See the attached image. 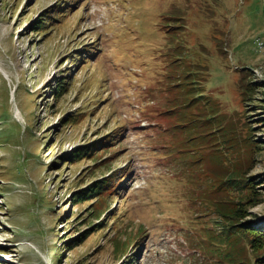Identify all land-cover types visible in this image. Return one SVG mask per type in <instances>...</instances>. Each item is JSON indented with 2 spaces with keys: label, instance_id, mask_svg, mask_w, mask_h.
I'll list each match as a JSON object with an SVG mask.
<instances>
[{
  "label": "rangeland",
  "instance_id": "1",
  "mask_svg": "<svg viewBox=\"0 0 264 264\" xmlns=\"http://www.w3.org/2000/svg\"><path fill=\"white\" fill-rule=\"evenodd\" d=\"M263 27L264 0H0V264H213L192 195L226 167L163 111L200 59L237 142L263 146L244 218L264 228ZM112 176L97 218L76 194Z\"/></svg>",
  "mask_w": 264,
  "mask_h": 264
},
{
  "label": "trees",
  "instance_id": "2",
  "mask_svg": "<svg viewBox=\"0 0 264 264\" xmlns=\"http://www.w3.org/2000/svg\"><path fill=\"white\" fill-rule=\"evenodd\" d=\"M43 22L45 17H41L36 24L38 29ZM201 61L195 60L173 84L183 100L180 101L178 97L179 102L175 99L176 103L163 110L172 117H177V114L172 113L179 111L181 117L176 122L184 124L192 131L186 140L191 142L194 153H211V157H215L221 166L226 167V172L218 174L209 173L210 170L204 168L206 177L211 176L208 180L209 187L197 186V192L192 195L195 198L202 196L203 202L198 206L209 208L213 212V225H206L208 232H205V241L200 247L210 250L213 264H264V228L254 224L252 219L244 218L248 206L262 200L261 191L256 188L255 180L248 172L254 154L263 146L250 133L242 137V143L237 142L232 121H227L220 115L212 92H207L202 87ZM202 138L206 140L202 141ZM95 148L92 146L91 149ZM87 149L83 152H87ZM113 184V176L94 181L89 187L78 190L76 198L88 200L95 197L89 214H95L99 218L105 213L107 217L113 212L111 209L108 211L107 207ZM205 188L208 190L204 191ZM103 223V219L97 221L92 230L102 228ZM113 245L116 252L126 246L124 239L115 240Z\"/></svg>",
  "mask_w": 264,
  "mask_h": 264
},
{
  "label": "built area",
  "instance_id": "3",
  "mask_svg": "<svg viewBox=\"0 0 264 264\" xmlns=\"http://www.w3.org/2000/svg\"><path fill=\"white\" fill-rule=\"evenodd\" d=\"M257 43L259 44L260 42H262L264 40V35L262 37H257Z\"/></svg>",
  "mask_w": 264,
  "mask_h": 264
},
{
  "label": "bare ground",
  "instance_id": "4",
  "mask_svg": "<svg viewBox=\"0 0 264 264\" xmlns=\"http://www.w3.org/2000/svg\"><path fill=\"white\" fill-rule=\"evenodd\" d=\"M264 42V40L262 42H260L259 44H262Z\"/></svg>",
  "mask_w": 264,
  "mask_h": 264
}]
</instances>
